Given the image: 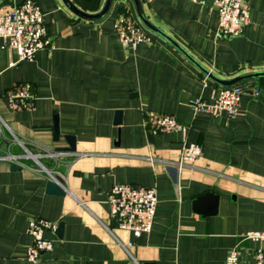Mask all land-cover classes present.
<instances>
[{"label": "crops", "instance_id": "obj_1", "mask_svg": "<svg viewBox=\"0 0 264 264\" xmlns=\"http://www.w3.org/2000/svg\"><path fill=\"white\" fill-rule=\"evenodd\" d=\"M23 1L0 0V7ZM35 1L52 47L20 61L0 40V153L20 157L0 160V264H226L235 247L239 264H257V249L264 264V242L244 239L264 231V76L238 83L245 92L235 118L191 106L213 103L226 87L208 74L231 80L264 71V0H246L244 33L229 39L219 35L214 0H139L146 19L208 74L145 27L133 0H113L94 20L63 0ZM70 1L88 14L106 2ZM125 14L152 36L150 43L121 44L113 26ZM21 84L31 85L34 105L14 111L7 94ZM150 111L174 116L187 132L150 133ZM69 136L76 151L69 150ZM184 140L200 145L202 154L179 168ZM49 151L74 155L55 164L44 157ZM40 164L62 175L66 195L47 193ZM116 184L157 188L149 233L136 237L117 227L108 203ZM207 192L217 197V212L204 216L194 202ZM32 218L58 227L46 234L53 250L36 263L27 259Z\"/></svg>", "mask_w": 264, "mask_h": 264}, {"label": "built area", "instance_id": "obj_2", "mask_svg": "<svg viewBox=\"0 0 264 264\" xmlns=\"http://www.w3.org/2000/svg\"><path fill=\"white\" fill-rule=\"evenodd\" d=\"M194 3H204L206 0H189ZM219 14V35L229 39L240 37L244 33L249 21L250 10L246 0H214ZM114 30L124 47L137 48L150 43L152 36L130 15H122L114 22ZM0 40L4 48L13 50L20 61L33 60L36 53L52 47L51 37L48 33L45 15L35 0H24L13 6L0 7ZM245 89L242 85L222 87L217 91L213 103L208 104L202 100L191 103L196 113L221 114L235 118L239 114L242 97ZM254 92L259 93L255 88ZM11 109L14 111L30 110L34 105V94L29 84L15 86L7 94ZM145 126L152 134L187 132V127L169 114L150 111L145 117ZM202 154V148L197 143L184 140L181 150L179 168L194 163ZM74 155L67 151H49L44 157L57 161L65 156ZM33 157V156H32ZM19 156L6 154L0 160L17 163ZM39 157L35 156L39 162ZM149 160H153L151 157ZM41 169L47 173L48 180L59 185L62 175L52 172L45 165ZM110 215L119 229L139 237L149 233L154 225L158 204L156 187L134 186L130 184H116L108 195ZM57 224L43 218L29 220L27 233L32 239L27 247V259L36 263L42 253L50 252L54 248V240L46 236L47 233L56 234ZM245 240L264 242V231L250 232ZM239 249L233 248L228 254L226 264H239ZM256 263L263 264V250L257 249Z\"/></svg>", "mask_w": 264, "mask_h": 264}, {"label": "water", "instance_id": "obj_3", "mask_svg": "<svg viewBox=\"0 0 264 264\" xmlns=\"http://www.w3.org/2000/svg\"><path fill=\"white\" fill-rule=\"evenodd\" d=\"M65 2V4L68 6V8L73 11L75 14L86 18V19H100L102 18L109 10L112 1L113 0H106L102 10L96 14H88L85 13L84 11L80 10L79 8H77L70 0H63ZM135 5H136V9L139 15V18L141 20V22L143 23V25L145 27H147L149 30L165 37L166 39H168L171 43H173L180 51H182L185 55H187V53L177 44L175 43L168 35H166L165 33H163L160 29H158L157 27H155L153 24H151L146 17L143 15L142 10H141V5H140V1L139 0H133ZM193 62H195L189 55H187ZM196 63V62H195ZM196 65H198V63H196ZM204 72H206L208 74V71L205 70L204 68H202L200 65H198ZM213 80H215L216 82L225 85V86H233L236 85L238 83H240L241 81L247 80V79H251V78H256V77H261L264 76V71L263 72H256V73H251V74H246V75H242L239 77H236L234 79L231 80H224V79H220L218 77H215L214 75L208 74ZM119 113L116 116V122L119 123ZM68 142H69V150L71 151H76V141L74 139V137H67ZM31 155V154H30ZM12 169L18 170V167L16 166H12ZM46 191L48 194H53V195H60V196H64L66 195V190L63 187V185H59L56 182L52 181V180H48L46 183ZM217 197L211 193V192H207L204 195L198 197V199L194 202V208L197 212H199L200 214L206 216V215H213L217 212ZM63 230V223L60 224L59 226V234L61 235Z\"/></svg>", "mask_w": 264, "mask_h": 264}, {"label": "trees", "instance_id": "obj_4", "mask_svg": "<svg viewBox=\"0 0 264 264\" xmlns=\"http://www.w3.org/2000/svg\"><path fill=\"white\" fill-rule=\"evenodd\" d=\"M3 143H8V141L3 140ZM21 151V150H19ZM0 156H3L2 153H0Z\"/></svg>", "mask_w": 264, "mask_h": 264}]
</instances>
